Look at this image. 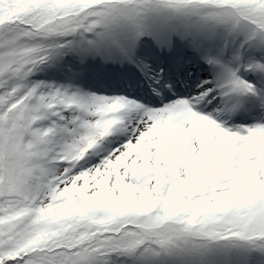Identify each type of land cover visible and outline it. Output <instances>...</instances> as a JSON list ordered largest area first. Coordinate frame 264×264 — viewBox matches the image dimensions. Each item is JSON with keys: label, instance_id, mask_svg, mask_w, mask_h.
Instances as JSON below:
<instances>
[{"label": "snow or ice", "instance_id": "snow-or-ice-1", "mask_svg": "<svg viewBox=\"0 0 264 264\" xmlns=\"http://www.w3.org/2000/svg\"><path fill=\"white\" fill-rule=\"evenodd\" d=\"M0 264H264V0H0Z\"/></svg>", "mask_w": 264, "mask_h": 264}]
</instances>
